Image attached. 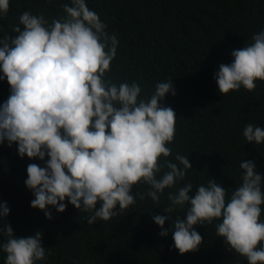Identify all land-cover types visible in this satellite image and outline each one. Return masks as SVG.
I'll list each match as a JSON object with an SVG mask.
<instances>
[{
    "label": "clouds",
    "instance_id": "clouds-1",
    "mask_svg": "<svg viewBox=\"0 0 264 264\" xmlns=\"http://www.w3.org/2000/svg\"><path fill=\"white\" fill-rule=\"evenodd\" d=\"M9 0H0V17ZM63 15L49 20L26 10L11 27L14 35L0 38V81L9 88L0 103V144L16 146L19 158L38 160L26 166L24 186L32 193V209L52 218L67 204L89 213V225L108 221L135 203L138 196L158 204L191 169L188 156L169 147L175 133V112L163 106L175 95L173 80L157 82L147 99L135 82L119 84L105 73L116 55L118 39L106 31L86 0H69ZM22 26V27H21ZM231 63L213 74L222 96L241 88L252 91L264 81V27L251 43L231 52ZM248 144L264 143V128L247 123ZM47 157V159H45ZM240 183L226 198V188L212 178L195 187L188 182L167 193L163 215H153L159 235L172 234L173 248L183 255L202 243L195 225L216 221L215 232L228 250L247 264H264V178L251 161H241ZM146 192L132 194L134 185ZM184 218L171 219L177 208ZM7 203L0 201V253L3 264H37L47 258L41 232L16 237L5 221ZM166 221L170 222L165 229Z\"/></svg>",
    "mask_w": 264,
    "mask_h": 264
},
{
    "label": "trees",
    "instance_id": "trees-1",
    "mask_svg": "<svg viewBox=\"0 0 264 264\" xmlns=\"http://www.w3.org/2000/svg\"><path fill=\"white\" fill-rule=\"evenodd\" d=\"M69 0H9L7 14L0 17V38L14 35L26 10L43 14L49 23L63 15ZM116 35V55L105 73L114 83L135 81L140 98L147 99L157 82L173 80L175 95L166 94L162 104L176 116L174 138L169 147L188 156L191 169L173 189H165L158 204L149 197H136L119 215L89 225V213L67 205L63 213L52 210L45 219L32 209V193L24 186L26 166L38 160L19 158L16 146L0 144V201L7 203L5 221L16 237L41 232L47 258L37 264H247L244 257L228 250L212 224L195 225L202 243L183 255L173 248L172 234L159 235L151 217L163 215L167 193L185 183L193 189L208 178L226 188V198L240 183L241 161L251 160L264 178V143L248 144L242 135L247 123L264 128V81L252 91L243 88L220 95L213 74L220 64L231 63V52L251 43V36L264 27V0H86ZM22 27V26H21ZM9 95L6 81H0V103ZM47 159V157H45ZM138 183L135 192H146ZM264 190V186H262ZM260 219H264V204ZM171 219L180 216L177 208ZM166 221L164 228H169ZM3 238L0 237V240ZM4 253H0L3 264Z\"/></svg>",
    "mask_w": 264,
    "mask_h": 264
}]
</instances>
